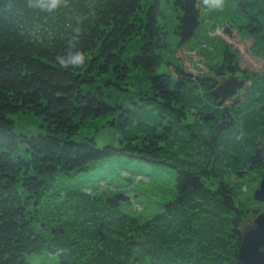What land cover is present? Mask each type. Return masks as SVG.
Returning <instances> with one entry per match:
<instances>
[{"label": "trees", "instance_id": "obj_1", "mask_svg": "<svg viewBox=\"0 0 264 264\" xmlns=\"http://www.w3.org/2000/svg\"><path fill=\"white\" fill-rule=\"evenodd\" d=\"M223 4L198 21L194 45L215 52L210 35L228 23L252 37L249 50L264 62V0ZM181 12V0H66L52 13L33 0H0V264H30L27 255L43 252L55 264H240L248 209L226 181L246 166L264 132V93L249 88L243 101L221 110L199 81L157 74L168 19ZM69 51L85 54L79 67L60 64ZM131 70L145 87L119 96ZM26 113L45 122L46 132H15L9 117ZM104 117L118 146L74 140ZM224 121L228 129L219 128ZM116 157L172 168V200L143 220L125 203H105L100 186L55 184Z\"/></svg>", "mask_w": 264, "mask_h": 264}, {"label": "rangeland", "instance_id": "obj_2", "mask_svg": "<svg viewBox=\"0 0 264 264\" xmlns=\"http://www.w3.org/2000/svg\"><path fill=\"white\" fill-rule=\"evenodd\" d=\"M196 7L198 21L201 18L202 20L205 19L206 15L210 13V10L203 5V0H198ZM168 20L171 22L167 42L168 48L163 55L165 62L157 70V74L163 72L178 76L185 85L193 81H203L205 77L214 78L218 81L237 77L241 83V89L234 97L237 98V101L233 104L240 101L250 83L264 86V62L255 60L251 54L249 48L252 37L245 34L243 29L231 27L228 23L218 24L210 35L219 43V46H216L218 50L215 51L218 54L215 52L203 54V47L198 48L194 45L196 42L192 39L193 35L183 43L179 42V29L176 27V25L179 26V20L176 19V14H173ZM204 25L206 29L211 27V24ZM140 77L139 72L131 70L128 77L121 82L124 91H118L119 96L130 95L139 90L138 86L144 88L145 80ZM9 118L14 122L15 132L19 134L34 136L46 132V123L36 116L29 115V113L14 115ZM107 119L109 117L91 120L79 130L74 140L80 142L84 138L92 137L98 148L105 145L118 146L119 134L107 126ZM20 154L22 157L25 156L21 146ZM133 172L138 176L133 175ZM174 176L175 171L167 166L155 168L135 160L116 157L101 165H96L80 177L70 180L59 177L55 184L57 186L84 184L91 188L100 186L107 192V197L121 196L127 198V201H119L118 204L125 203L123 208L126 212L144 220L159 213L162 206L172 200L175 189ZM259 181L260 178L256 174L249 173L241 177H232L226 181L229 185L235 186L241 202L248 209V218L245 220V224L264 211V205L252 199L253 192L259 186ZM255 210H257L255 213L250 212ZM26 259L30 264H55L57 261L54 254L46 252L40 255H27ZM141 264H151V262L144 261Z\"/></svg>", "mask_w": 264, "mask_h": 264}, {"label": "water", "instance_id": "obj_3", "mask_svg": "<svg viewBox=\"0 0 264 264\" xmlns=\"http://www.w3.org/2000/svg\"><path fill=\"white\" fill-rule=\"evenodd\" d=\"M182 1V14L179 18L178 36L179 42L183 43L189 39L198 23V0H181ZM79 20V19H78ZM45 30V28H43ZM3 67V63H0V68ZM25 82L27 77L25 78ZM200 82H202L200 80ZM237 85L236 78L231 77L221 84H218L210 95L218 99L217 104H221L225 97L229 93L235 91ZM264 111V106L261 107ZM204 120L211 121V114L204 117ZM227 126L220 124V129H225ZM261 152L256 149L250 158V165L248 170H251L253 166L261 162ZM241 175H239L240 177ZM253 201L264 205V180H261L258 188L253 192ZM119 201H127V198L121 196L107 197L105 203L116 207ZM240 244L237 249V259L240 264H264V211L257 214L250 222L245 224L239 231Z\"/></svg>", "mask_w": 264, "mask_h": 264}, {"label": "flooded vegetation", "instance_id": "obj_4", "mask_svg": "<svg viewBox=\"0 0 264 264\" xmlns=\"http://www.w3.org/2000/svg\"><path fill=\"white\" fill-rule=\"evenodd\" d=\"M80 20L81 19H79V21ZM43 32L46 33L47 32V29L45 31H43ZM229 78H231V77H229ZM235 78H236V82H237V85L235 87V91L233 93H229L225 97V99L223 100V102L221 104H217L218 103V99L212 97L210 95V92L215 87H217L218 84H221L223 81H225V79L218 81V80H216L214 78H209V77L207 78V77H205V78H203V81L202 82H200V80H199V83L202 85V88H204L205 90H208L209 91V96L211 97L212 100H214L215 106H217L219 109L223 110V109H229V107L230 106H233V103H235L237 101V98H234V97L237 95V93H239V90L241 89V83H239L237 77H235ZM260 86H262V85H260ZM263 87L264 86H262V88ZM249 88L251 90H257L259 88L260 91L258 93H260V95H262L264 93V89H262L261 87H259V85H256V84L250 83L249 84V87L247 89H249ZM247 89L243 93V96H242V98L240 100L243 101L245 99V97L247 96ZM223 125L227 126L225 129H228L230 127V124H229L228 121L227 122L224 121V124ZM262 127H264V126H262ZM262 129H264V128H262ZM263 142H264V132H261V133H259V139L256 140V142L253 144L254 145L253 148H252L253 151H252V153L250 155V157H251L253 155L254 151L256 149H259L260 152H261V157H262L261 158V162H259L255 166H253L251 168V170H248V167L250 165V158H249V161L246 164V166L242 170L237 171V173H236V175H234V177H239V175L243 176V175L249 173V174H256L257 177L260 178V181L261 180H264V168H263V166H264V148H263Z\"/></svg>", "mask_w": 264, "mask_h": 264}, {"label": "clouds", "instance_id": "obj_5", "mask_svg": "<svg viewBox=\"0 0 264 264\" xmlns=\"http://www.w3.org/2000/svg\"><path fill=\"white\" fill-rule=\"evenodd\" d=\"M34 7L40 9L41 11L52 13L57 9L65 7L66 0H33ZM203 5L208 10L222 9L224 4L223 0H203ZM75 41H69V47H74ZM59 62L64 67H79L84 59L85 54L82 52H72L69 51L65 56L58 57Z\"/></svg>", "mask_w": 264, "mask_h": 264}]
</instances>
